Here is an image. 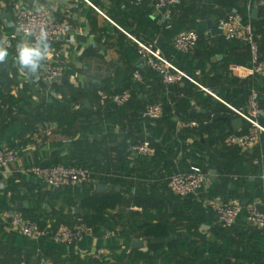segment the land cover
I'll return each instance as SVG.
<instances>
[{"label":"crops","instance_id":"1","mask_svg":"<svg viewBox=\"0 0 264 264\" xmlns=\"http://www.w3.org/2000/svg\"><path fill=\"white\" fill-rule=\"evenodd\" d=\"M132 1L0 0V50L6 53L0 60V145L18 152V159L0 174V264H41L46 259H54V264L264 261V235L245 220L244 214L234 226L222 227L209 202L223 197L207 193L210 188L264 202V192L259 189L264 165L252 164L253 158L264 153V139L263 148L256 144L247 154L224 142L228 134L246 130L245 122L233 128L231 121L238 117L227 104H244L248 91L245 83H251L252 78L240 80L231 71L233 64L248 63V47L222 35L218 21L228 12L245 7L246 0H182L172 13L171 21L176 25L166 23L169 10H156L153 0ZM19 5L41 10L69 26L67 32L43 45L45 56L64 67L59 83L48 85L37 80L34 58L33 64L21 63V50L29 48V43L14 26ZM253 9L258 10L256 19L251 17ZM247 12L255 28L264 26V0H254ZM183 21L194 22L203 36L189 53H177L171 46L173 37L186 31ZM125 32L154 42L197 84L182 81L170 88L163 85ZM260 60L263 73L256 75L253 83L258 99L264 100V38L260 41ZM135 70L141 72L143 83L134 101L116 108L98 98V90L119 92L129 87ZM208 91L217 92L227 104ZM154 102L165 104L166 115L154 121L142 119L141 111ZM192 119L199 123L196 129L180 128L182 122ZM261 121L264 125V115ZM146 139L157 145L163 157L151 159L131 151L134 142ZM204 157L211 163L210 169L217 171L216 184L212 186L208 176L195 195L181 198L170 192L164 183L168 173L186 169ZM54 159L93 167L95 178L77 186L82 192L96 190L98 183L113 185L116 177L119 180L113 186L124 192L123 202L107 211L102 227H89L86 239L76 244L29 240L9 231L1 219L2 211L14 208L42 219L43 225L53 227L57 223L53 217L59 196L51 194L55 189L41 186L24 171L32 164ZM137 194L152 195L160 201L159 207L137 206ZM77 208L79 205L73 209L76 214ZM75 218L76 223L81 222ZM145 220L166 223L169 235L145 238L136 229ZM135 238L142 240L140 248H132ZM149 241L164 243L161 252L150 251ZM169 241L178 242V251L168 249ZM209 246L218 248L221 257L205 261L207 252L203 249Z\"/></svg>","mask_w":264,"mask_h":264},{"label":"built area","instance_id":"2","mask_svg":"<svg viewBox=\"0 0 264 264\" xmlns=\"http://www.w3.org/2000/svg\"><path fill=\"white\" fill-rule=\"evenodd\" d=\"M142 0H134L139 3ZM181 0H153L156 10L176 6ZM254 0H246L248 10L253 5ZM14 26L19 31L22 38L28 40L29 49L35 50V61H37L36 79L48 85L59 83L64 76V67L47 58L43 52V45L53 41L69 30L65 23L52 19L45 12L26 5H19L14 13ZM218 27L222 35L228 39H234L245 43L249 51V60L246 65H231V71L238 79H251L248 84L246 99L244 104L235 107L225 103L222 99L208 91L216 99L227 104L233 113L247 124L246 130L240 133H230L225 138L227 147H238L241 151L247 152L254 145L259 144L261 136L264 134V125L261 118L264 109L259 103L258 94L253 83L256 75L263 73V65L260 60L259 39L264 34L257 32L252 20L244 16L237 10L228 12L218 21ZM126 33V32H125ZM138 47V53L144 64L156 72L161 82L165 86H171L182 82L184 79L194 84L197 82L187 73L176 67L167 57L155 46L154 42L143 41L126 33ZM199 33L194 30H186L175 35L171 41L172 48L180 53H189L199 42ZM133 83H142L143 76L139 70L132 73ZM132 88H126L119 92H107L98 90V98L105 103H111L115 107H123L133 98ZM164 107L161 102L147 104L141 111V118L145 120H157L163 116ZM198 121L187 120L180 124L181 129L195 128ZM133 153L145 157H153L156 153L155 148L148 140L133 143L130 146ZM18 159V152L15 148L8 145H0V174L6 172L12 163ZM264 153L252 159V164L263 167ZM27 174L34 176L47 188H61L64 186L83 185L93 179L95 172L85 166H67L63 164L42 165L32 164L24 170ZM209 176L206 163L202 165L193 164L188 168L176 171L166 176L164 181L167 188L173 194L186 198L195 195L203 187ZM236 178V177H234ZM261 188L264 192V172L259 174ZM209 207L217 216L219 224L224 228L234 226L240 215L244 213L245 220L255 226L264 235V202L243 203L239 198L227 197L217 198L209 202ZM1 219L5 227L29 240H50L58 244H76L81 242L88 234L89 227L82 223L73 225H60L58 228L45 225L41 226L38 222L26 217L21 211L14 208L5 209L1 213ZM100 255V251L96 253ZM23 264V263H21ZM41 264H54L52 260L46 259Z\"/></svg>","mask_w":264,"mask_h":264},{"label":"trees","instance_id":"3","mask_svg":"<svg viewBox=\"0 0 264 264\" xmlns=\"http://www.w3.org/2000/svg\"><path fill=\"white\" fill-rule=\"evenodd\" d=\"M132 2H134V0ZM181 3H182V0L176 6L169 8V19L167 20L166 23H168V21H169L171 25L174 24L171 21L172 20V13L174 12V9L177 6H179ZM237 11H239L244 16H248L246 4H245V7L243 6L242 8L237 9ZM183 22H184V26H185V24H188V25H190L192 27H196L197 28V29H194V30H196L199 33V37H200L199 42H198V44H199L200 41L203 39L202 38L203 36H202V34H201L200 30H199L200 27H197L196 24H194V22L193 23H190V24L187 21H183ZM174 25H176V24H174ZM255 29H256L257 32L261 33L263 31V29H264V26L262 28H257L256 27ZM263 38H264V34H261V37L259 39V47H260V41ZM236 41H238V40H236ZM177 53H180V52H177ZM167 59L170 60L169 57H167ZM170 61L172 62V60H170ZM174 65L176 66V64H174ZM176 67H178V66H176ZM180 70H182V69H180ZM154 73H156V72H154ZM156 75L159 77V80L161 81L160 76L157 73H156ZM183 81L185 82V81H188V80H185L184 79ZM142 83H133L132 78H131L130 85L127 88H132L133 91H134V94H133V98H132V100L130 102H132V101H134L136 99V97H137L136 90H137V88H141L142 87ZM248 84H249V82H246L245 83V88L246 89L248 87ZM173 86H175V85H171V86H168V87L170 88V87H173ZM259 103L262 106V108L264 109V100H263V98H260L259 97ZM113 107H115V106H113ZM163 107H164V112H163V116L161 118H163L166 115V112H167V108H166L165 104H163ZM116 108H118V107H116ZM119 108H121V107H119ZM197 127H195V128H185V129L194 130ZM236 133H239V132H236ZM263 139H264V134H262L261 141L259 143L261 148H263ZM146 140H148L151 143V145L156 150L155 155L153 157H150V158L151 159H157V158L160 159L159 157H163V155H161L160 151H158L157 145L152 140H150V139H146ZM141 141H144V140H140V141H136V142H141ZM136 142H134V143H136ZM233 148H236V147H233ZM263 150H264V148H263ZM244 153L247 154L248 152H244ZM204 162L206 163L207 170H209L210 167H212V165L209 162V160H208L207 157L202 158V160L200 162H198L197 165H202ZM40 164H42V165L63 164V165H67V166H77L78 165V166L89 167L91 169L93 168L91 165H87V164H84V163L83 164L82 163H79V164H71V163L66 162V161H60V160H55V159L54 160H49L47 162H43V163H40ZM263 164H264V162H263ZM258 167H260V166H258ZM180 170L181 169L173 170L172 172L168 173V175H170L173 172L180 171ZM182 170H184V169H182ZM152 173L154 174V171H152ZM118 174L119 175H122V173H118ZM158 175H159V173H158ZM159 177H162V176H159ZM93 178H95V176ZM113 180H112L113 181L112 184L114 185V184H116V182H118L119 178L116 177ZM40 184H41V186L46 187L43 183L40 182ZM40 184H38V185H40ZM215 184H216V182L212 183V186H214ZM68 187L74 188L75 189V193H77V195H76L77 204L75 206L79 205V208L84 210L83 213H78V214L75 213L74 214L75 217H79V219L81 220L82 223L86 224L88 227H91L93 229H96L97 227H100L101 228L102 225H103V223L106 220V216H107L106 213H107V211L113 210L117 205H120L123 202V200H124V192L123 191L111 190V191H100V192H97L95 189H92L91 188L92 191L90 189V191L87 190L86 192H82L83 189L81 190V188L79 189L77 186H64V187H61V188H56L54 190V192H51V194L53 196H55V197H56V195L59 196V192H62L61 190H64L65 188H68ZM49 189H51V188H49ZM209 189L207 191V193L209 194V196H213V195L218 194V195H222L221 197H223V198L236 197V198H239L241 200V202H243V201H245V203L252 202L251 200H246V198L244 200V196L243 195H240V194H231L229 192L223 193L222 191L209 190ZM259 189L262 192V190H261V181L259 182ZM263 199H264V197H263ZM134 202H135V204L137 206H140L143 209H148V208H158L159 207L158 206V203L160 201L157 200L156 198H154L152 195L145 194V196H142V195H138L137 194L135 196ZM16 210L21 211L26 217H28V218H30V219L38 222L41 226H45L42 223V219L33 217L31 214L28 213V211L23 210V209H16ZM242 214H244V213H242ZM53 218H55V220L57 222L56 224H54L55 229H56V227H59V225H61L62 223L61 222H58V219L56 218V216L53 217ZM76 222L77 221L74 220L70 224L65 223L63 225H69V226H71V225H73ZM136 229L138 231H140L141 234H142V236H144L145 238H150V237H153V238H166L169 235V230H168L169 228H168V226H167L166 223H160V222H156L155 223V222H151V221L145 220V221L141 222ZM86 237L82 241H84L86 239ZM40 241H44V240H40ZM163 244L164 243H162L161 241H149V243H148V249L150 251H154V252H161ZM166 245L168 246V249L170 251H173V252L178 251V242H176V241H169V242L166 243ZM217 249L215 247H211V246L206 247V248L204 247L203 250L207 252V257H206L207 259H205V261H212V260H214V258L221 257V255H220L221 253H220L219 249L218 250ZM52 261L55 263L54 259H52ZM254 264H264V261L255 260Z\"/></svg>","mask_w":264,"mask_h":264},{"label":"rangeland","instance_id":"4","mask_svg":"<svg viewBox=\"0 0 264 264\" xmlns=\"http://www.w3.org/2000/svg\"><path fill=\"white\" fill-rule=\"evenodd\" d=\"M184 29L190 30V29H197V28L186 24L184 26ZM152 174L153 173H149V176H152ZM61 191L62 192H59V200L56 201L54 204L55 209L57 211V214L55 216L58 219V222H61L62 224H65V223L70 224L71 222L76 220L74 216L75 212L73 211V209H74V206L77 204V199L76 197L72 196L73 194H75V189L72 187H68ZM48 203L49 205H53L52 200H49ZM64 209L68 211L67 214L61 213V211Z\"/></svg>","mask_w":264,"mask_h":264},{"label":"water","instance_id":"5","mask_svg":"<svg viewBox=\"0 0 264 264\" xmlns=\"http://www.w3.org/2000/svg\"><path fill=\"white\" fill-rule=\"evenodd\" d=\"M141 6H142V7L145 6V3H142ZM164 10H165V8H161V9H160L161 12H163ZM257 14H258V10H257V9H253V10H252V13H251V17H252L253 19H256V18H257ZM187 76H188V78L191 77L190 74H187ZM212 93H213L214 95L217 94V92H212ZM231 123H232L233 128H234V129H237L240 125L243 124V120H242L241 118H236V119H233V120L231 121ZM216 175H217V171H216L215 169H210V170H209V180H210L212 183L215 182V180H216ZM114 189L119 190V187L115 188L113 185H106V184H104V183H98V184H97V189H96V190H97V191H103V190H114ZM76 212H77V213H83L84 210H83V209H79V208H77V209H76ZM142 244H143V242H142L141 239H137V238H135V239L132 240V248H140V247L142 246Z\"/></svg>","mask_w":264,"mask_h":264},{"label":"clouds","instance_id":"6","mask_svg":"<svg viewBox=\"0 0 264 264\" xmlns=\"http://www.w3.org/2000/svg\"><path fill=\"white\" fill-rule=\"evenodd\" d=\"M4 55H6V53L0 50V60L3 59ZM34 55H36L35 50L29 48H23L20 53L21 63L24 65L33 64Z\"/></svg>","mask_w":264,"mask_h":264}]
</instances>
